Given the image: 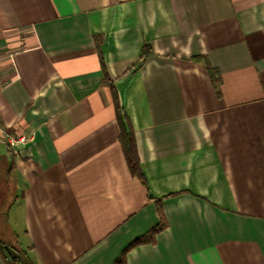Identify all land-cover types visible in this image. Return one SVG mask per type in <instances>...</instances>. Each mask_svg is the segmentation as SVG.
I'll list each match as a JSON object with an SVG mask.
<instances>
[{
	"label": "crops",
	"instance_id": "1",
	"mask_svg": "<svg viewBox=\"0 0 264 264\" xmlns=\"http://www.w3.org/2000/svg\"><path fill=\"white\" fill-rule=\"evenodd\" d=\"M159 207L125 264H264V0H0V240L117 264Z\"/></svg>",
	"mask_w": 264,
	"mask_h": 264
},
{
	"label": "trees",
	"instance_id": "2",
	"mask_svg": "<svg viewBox=\"0 0 264 264\" xmlns=\"http://www.w3.org/2000/svg\"><path fill=\"white\" fill-rule=\"evenodd\" d=\"M151 53H152L151 48L149 46H144L143 52L141 55V60L147 57L148 55H150ZM205 64H206V68L209 71L210 75L213 78H216L217 74L214 68L210 65L208 61H206ZM112 89H113V101L116 105L118 117H119L121 127H122L120 137H119L121 147L125 154V157H126L131 173L134 176H137L143 182H145V178L142 173L141 166H140V159H139L137 148H136L134 133L132 131V128L128 124L127 116L125 115L123 110L119 107L118 97L114 90V87ZM159 212L161 216L160 223L156 225L155 227H153L150 231L139 236L132 243H130L129 246L123 251L119 259L117 260V264H125L126 253L132 247L140 245V244H147V243L155 242L156 235L166 227L165 218H164L163 212L160 207H159ZM5 244H6L5 242L0 240V250L3 253V257H2L3 263L4 264H21V261L19 259H14L9 255V253L4 248ZM24 261L26 264H29L25 259Z\"/></svg>",
	"mask_w": 264,
	"mask_h": 264
},
{
	"label": "water",
	"instance_id": "3",
	"mask_svg": "<svg viewBox=\"0 0 264 264\" xmlns=\"http://www.w3.org/2000/svg\"><path fill=\"white\" fill-rule=\"evenodd\" d=\"M6 251L9 253V255L14 259H20L21 264H26L25 261L22 259L20 253L16 251L13 247L9 245H5Z\"/></svg>",
	"mask_w": 264,
	"mask_h": 264
},
{
	"label": "built area",
	"instance_id": "4",
	"mask_svg": "<svg viewBox=\"0 0 264 264\" xmlns=\"http://www.w3.org/2000/svg\"><path fill=\"white\" fill-rule=\"evenodd\" d=\"M25 140V137H18V138H14V137H10L8 138V142L12 145L15 146L17 143L22 142Z\"/></svg>",
	"mask_w": 264,
	"mask_h": 264
}]
</instances>
